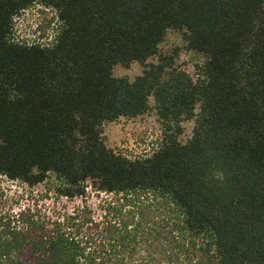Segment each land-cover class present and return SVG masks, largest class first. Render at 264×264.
<instances>
[{
  "label": "trees",
  "instance_id": "obj_1",
  "mask_svg": "<svg viewBox=\"0 0 264 264\" xmlns=\"http://www.w3.org/2000/svg\"><path fill=\"white\" fill-rule=\"evenodd\" d=\"M36 5L46 44L14 35ZM168 31L202 58L194 76L159 54ZM150 113L151 154L106 146L104 125ZM0 177L111 197L100 221L0 215V264H264V0H0Z\"/></svg>",
  "mask_w": 264,
  "mask_h": 264
},
{
  "label": "rangeland",
  "instance_id": "obj_2",
  "mask_svg": "<svg viewBox=\"0 0 264 264\" xmlns=\"http://www.w3.org/2000/svg\"><path fill=\"white\" fill-rule=\"evenodd\" d=\"M55 24L56 20L51 10L43 9L38 5L32 6L15 19L14 35L19 41L26 43L46 44L53 35ZM174 49L179 51L177 64L194 76V67L202 63V58L185 51L181 36L176 32L168 31L158 52L161 55H169ZM156 62L155 57L148 63ZM142 70L143 68L138 64H132L127 70L115 67L113 76L132 81L142 73ZM182 128L180 141L185 142L191 137L193 123L185 122ZM103 136L106 146L115 153L129 159L140 158L151 154L156 149L161 136V125L151 113L133 120L121 118L115 123L104 125ZM110 199V196L88 190L85 197L68 200L57 197L53 191L47 192L43 185L31 189L19 182H11L0 177V215L16 218L23 212L33 221L46 226L61 223L63 218L83 207L90 210L94 220L100 221L102 207Z\"/></svg>",
  "mask_w": 264,
  "mask_h": 264
}]
</instances>
